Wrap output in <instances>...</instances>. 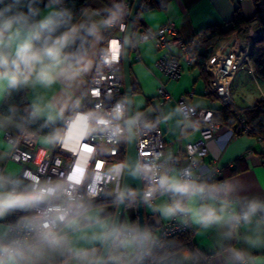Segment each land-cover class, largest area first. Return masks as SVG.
Listing matches in <instances>:
<instances>
[{"label": "clouds", "instance_id": "clouds-1", "mask_svg": "<svg viewBox=\"0 0 264 264\" xmlns=\"http://www.w3.org/2000/svg\"><path fill=\"white\" fill-rule=\"evenodd\" d=\"M37 3L0 0V95L28 84L50 87L59 80L70 82L85 70L86 66L81 67L83 58L66 51L83 26L73 23L72 13L60 6L62 0H48L46 14H41ZM120 16L117 5L102 24L112 26ZM98 31L96 24L88 28L91 35H98ZM128 104L127 100L118 102L110 118L101 121L114 136L123 131L118 123L122 119L129 133L139 120V115L130 116ZM48 109L49 119L63 112L57 103L49 104ZM126 114L128 119H124ZM41 115V108L34 106L30 119ZM48 139L55 142L59 136L53 133ZM122 171L123 165L115 167L117 176ZM152 172L151 166L145 165L131 174L150 179ZM20 184L19 180L0 176V218L16 210L34 213L0 229V264H39L46 250L65 247L67 240L56 230L57 225L71 230L98 227L90 239L107 246L108 264H142L155 247L153 234L139 225L90 216L75 189L64 182L47 180L23 188ZM158 185L162 193L172 197L157 208L162 216L180 217L202 230L215 228L224 240L242 242V247L229 244L223 250L224 264H253L252 253L264 250V196L248 194L239 183L222 177L215 182H200L188 171L161 175ZM70 251L77 264H93L88 249Z\"/></svg>", "mask_w": 264, "mask_h": 264}, {"label": "built area", "instance_id": "built-area-1", "mask_svg": "<svg viewBox=\"0 0 264 264\" xmlns=\"http://www.w3.org/2000/svg\"><path fill=\"white\" fill-rule=\"evenodd\" d=\"M133 0H117L121 8V16L112 26H104L107 33L97 53L93 70L90 74L86 89L71 113L65 118L58 134L59 139L53 143L42 144L40 136L22 126L17 134L6 132V140L11 148L8 159L20 165L19 176L29 182V185L40 184L47 180L64 182L69 188L75 189L81 202L88 207L105 201H118L123 178L115 170H110L112 159L117 165H123L124 159L116 156L120 144L125 138L126 128L119 121L122 133L118 136L101 123L110 118L114 106L125 100L122 76L123 36L129 19ZM261 36L257 19L243 25L223 43L213 48L204 61V70L209 74L205 84V93L212 100L218 99L223 104L230 103L229 88L232 79L240 66L250 63L251 46L255 39ZM152 41L159 51L156 66L170 80H178L183 74L182 61L187 64L198 60L196 40H186L179 34L178 28L172 21H167L158 28H151L134 21L131 42ZM176 50V52L173 51ZM227 49V51H226ZM260 70H264V47H262ZM157 94L170 98L169 91L159 84ZM193 91H189L176 99V104L184 120H189L199 130V137L193 142L178 145L173 149L166 144L163 130L151 123L135 124L136 149L140 167L151 166L153 172L150 179L141 176L142 199L144 208H153L154 199L164 195L171 200L170 194L162 193L158 180L161 175H170L177 171L191 173V178L200 182H208L221 175L218 164L205 167L202 171L204 158L208 154L207 141L216 137L222 124L215 120V110L210 107H196L190 102ZM264 100V97L261 98ZM127 118V114L124 119ZM71 136H69V131ZM251 126L242 115L237 122L228 127L227 139L249 135ZM1 170V166H0ZM134 193L127 197L126 202L137 211V200ZM34 215L27 211L8 226L17 224L23 217ZM47 222V221H45ZM62 225H57L60 231ZM146 229V227H145ZM191 230V223H185L180 217H172L158 229L155 237V247L163 240ZM23 235V233H16ZM150 257V254H148ZM212 256L202 257V264H212Z\"/></svg>", "mask_w": 264, "mask_h": 264}, {"label": "crops", "instance_id": "crops-1", "mask_svg": "<svg viewBox=\"0 0 264 264\" xmlns=\"http://www.w3.org/2000/svg\"><path fill=\"white\" fill-rule=\"evenodd\" d=\"M117 0H89V7L82 14L77 24L90 21L99 28L98 35H91L86 51L80 56L83 58L85 70L72 81L59 80L50 87L40 84H28L27 99L31 106H38L42 110L39 118L47 123H56L66 118L84 93L90 74L93 70L95 59L102 45L105 33L102 21L107 19L117 6ZM240 8L243 16L250 19L254 16L256 0H152L151 5L143 4L139 7V17L143 25L158 28L167 21H172L178 28L179 34L186 40L194 39L199 31L208 26L217 25L228 28L234 17V13ZM48 7L43 8L41 14L48 12ZM229 38V37H228ZM227 38V39H228ZM219 42L215 47L226 41ZM213 47V48H215ZM212 48V49H213ZM176 52L175 49H173ZM208 53L209 48H208ZM159 51L152 41L137 42L130 49V71L133 88V107L135 116L155 123L163 130L166 144L176 149L178 145L193 142L199 137V130L189 120H184L180 114L176 99L189 91H193L190 102L196 107H210L217 109L222 106L218 99L212 100L205 93L207 73L201 71L198 64H187L182 61L183 74L178 80H170L164 76L156 66ZM159 84H163L171 97L163 98L157 94ZM4 95H0V103ZM229 97L236 108H247L264 97V76L255 70L252 60L245 63L236 71L229 88ZM57 103L63 107L61 115L55 119H49L48 105ZM22 125L10 118L0 115V176L12 179L20 178V165L8 159L11 145L4 134L10 132L17 134ZM226 125L221 126L216 137L207 141L208 154L204 158L201 168L218 164L221 169L219 177L239 183L248 194L264 196V143L247 134L226 138ZM170 175H178L172 171ZM216 179L212 182H215ZM20 187V186H19ZM170 202L164 195H158L154 199L153 208H144L147 216L145 227L154 235L159 227L169 218L162 216L157 208ZM116 201H105L92 204L87 207L90 216L98 215L105 221L112 222L116 210ZM17 211V210H16ZM16 211L0 218V229L14 222ZM148 216L156 218V222L148 229ZM134 210L128 206L124 210L120 223L135 224ZM98 227H87L79 230L65 229L59 231L67 240V245L59 249H48L39 261V264H77L70 249H88L92 252L93 264L96 263L103 247L100 241L90 239ZM190 246L183 247L168 256H165L154 264H198L194 250L202 255L212 256V264H224L223 250L229 245L242 247L240 241L224 240L217 229L202 230L191 224ZM253 264H264V250L252 253ZM201 260V259H200ZM202 261V260H201ZM108 264V253L103 261Z\"/></svg>", "mask_w": 264, "mask_h": 264}, {"label": "trees", "instance_id": "trees-1", "mask_svg": "<svg viewBox=\"0 0 264 264\" xmlns=\"http://www.w3.org/2000/svg\"><path fill=\"white\" fill-rule=\"evenodd\" d=\"M150 1L152 2V0ZM148 2L149 0H142L139 7H142L143 4L147 5ZM256 3H258V5L256 7L255 14L250 19H246L243 16L240 8L237 7L234 17L228 28L212 25L199 31L196 36L197 40L195 43L198 60L194 64H198L202 72L207 73L204 70V61L209 55L207 52L209 47H215V45L230 37L233 32L239 30L243 25L253 19H257L258 28L261 30V36L255 39L251 46L250 59L255 64L256 72L259 75L264 76V70H260V55L262 52V47H264V0H256ZM47 5L48 0H38L37 6L40 10L47 7ZM60 6L68 9L72 13L73 23L77 24L86 8L89 7V0H62V4ZM135 21L139 22L141 25L143 24L139 17V11L136 15ZM106 36L107 33L105 32L103 40L106 38ZM134 45L135 43L131 42V47H134ZM208 78L209 74L207 73V80ZM32 109L33 107L27 99V88L25 85L11 91L10 93H5L4 98L0 103V115L19 122L25 128L37 133L47 142L53 143L48 139V137H50L53 133L59 134L64 124L65 118L59 120L56 123L44 122L39 117L35 120H32L30 119V113ZM214 110L215 120L219 121L222 126L226 125L227 127L235 124L237 122V117L242 115L247 123L251 126L249 135L259 139L262 143H264V100L260 99L256 101L253 106L243 109L236 108L230 102L228 104H222L221 107ZM139 122L156 125L155 123H152L150 120L141 116H139ZM125 148L126 140L124 138L120 144L119 154L116 156L118 160L124 159ZM262 156H264V152H262ZM17 180L21 181V188L29 185V182L25 179L18 178ZM133 194V191L129 192V196H132ZM27 211L28 210H17L14 221H16L20 216L26 214ZM152 225L153 223L149 222L148 229H150ZM190 231L167 238L163 240L158 246L154 247L150 252V257H148V264H154L159 259L168 256L183 247H189L191 237ZM194 254L195 258L199 260L198 264H202V257H205L206 255H202L200 252H196V250H194Z\"/></svg>", "mask_w": 264, "mask_h": 264}, {"label": "water", "instance_id": "water-1", "mask_svg": "<svg viewBox=\"0 0 264 264\" xmlns=\"http://www.w3.org/2000/svg\"><path fill=\"white\" fill-rule=\"evenodd\" d=\"M141 1L142 0H133L132 2L129 13V19L123 36V48H122V60H121L125 100L129 101V104L127 106L128 113L130 114V116L133 117L135 116V112L133 107V88H132V79H131V71H130V49H131V37L133 32V23L138 13V9L141 4ZM149 4L151 5L150 0H149ZM82 26L83 27L81 28L78 38L66 50L69 55L80 57L84 53V51L86 50L89 44L91 34L88 32V28L92 26V23L90 21H84L82 23ZM211 50H212V46L209 47V52H211ZM128 118L129 116L127 115L126 119ZM121 124L125 127L124 121H121ZM138 166L140 167V161L136 149L135 125H134L130 133L126 130V148H125V157H124L123 178L120 189V195L117 201V206L112 222H118V223L121 222L122 216L124 215V210L129 206L128 203L126 202L127 197L129 195V192L133 191L139 198L137 200V211L136 213L134 212L133 219L134 218L136 219L137 225L145 228L147 216L144 212L142 199H140L142 194L141 175L131 174L135 172ZM148 221L155 223L156 218L152 216H148ZM107 253H108L107 246L103 245L95 264H103V261ZM142 264H148V255L143 259Z\"/></svg>", "mask_w": 264, "mask_h": 264}, {"label": "rangeland", "instance_id": "rangeland-1", "mask_svg": "<svg viewBox=\"0 0 264 264\" xmlns=\"http://www.w3.org/2000/svg\"><path fill=\"white\" fill-rule=\"evenodd\" d=\"M39 141L42 144H48V142L45 139H43L42 137H40ZM116 166H117V160L116 159H112L110 161L109 169L114 171Z\"/></svg>", "mask_w": 264, "mask_h": 264}, {"label": "bare ground", "instance_id": "bare-ground-1", "mask_svg": "<svg viewBox=\"0 0 264 264\" xmlns=\"http://www.w3.org/2000/svg\"><path fill=\"white\" fill-rule=\"evenodd\" d=\"M71 131H72V129L69 131V136H71L72 134H71Z\"/></svg>", "mask_w": 264, "mask_h": 264}]
</instances>
